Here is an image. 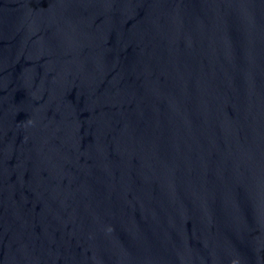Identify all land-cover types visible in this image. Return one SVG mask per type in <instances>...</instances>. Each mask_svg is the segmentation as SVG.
Here are the masks:
<instances>
[{
	"label": "water",
	"instance_id": "water-1",
	"mask_svg": "<svg viewBox=\"0 0 264 264\" xmlns=\"http://www.w3.org/2000/svg\"><path fill=\"white\" fill-rule=\"evenodd\" d=\"M0 264H264V0H0Z\"/></svg>",
	"mask_w": 264,
	"mask_h": 264
}]
</instances>
